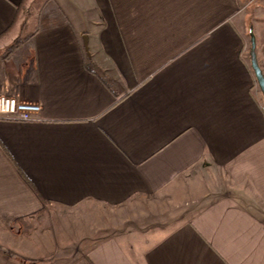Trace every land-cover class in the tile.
Instances as JSON below:
<instances>
[{"label":"crops","instance_id":"0c3cea01","mask_svg":"<svg viewBox=\"0 0 264 264\" xmlns=\"http://www.w3.org/2000/svg\"><path fill=\"white\" fill-rule=\"evenodd\" d=\"M248 1L0 0V93L41 106L0 119V227L81 209L101 219L66 264H264ZM23 251L0 264H37Z\"/></svg>","mask_w":264,"mask_h":264},{"label":"rangeland","instance_id":"374dc122","mask_svg":"<svg viewBox=\"0 0 264 264\" xmlns=\"http://www.w3.org/2000/svg\"><path fill=\"white\" fill-rule=\"evenodd\" d=\"M260 3L261 2H258L257 5H261ZM253 9L254 6L248 11L249 15H252L250 16L251 18L248 22L250 33L251 31L254 33L253 24L255 22L254 20L256 15L252 14ZM38 13L39 12H36L34 14V18L39 17ZM30 14L31 13L29 11V17L31 16ZM34 20L35 19H33L31 22ZM260 21L264 22L263 20ZM36 25L37 21H35V23L33 22L29 27L27 26L28 28H26V30L21 35L22 41H24L23 37H26L27 33L32 31L33 27ZM248 43L249 49L251 48V34ZM6 53L9 52L5 51V54ZM92 212L93 211L81 209H57L52 207L48 208V210H46L44 213L38 215V217H36L34 220L29 221L22 226L15 227L13 232H9L6 229L0 227V246H2L0 249L7 255L12 252L20 255L24 252V248H29L36 258H38L33 260L34 263L66 264L82 250L81 243L84 235L86 234L84 232H86V230H96V228H94L96 222L98 221L96 220V215L99 216L100 220V215L102 213ZM118 214L122 219V226L131 224V221H125L130 218V214H127V212L123 213V210H121ZM88 218L91 222L86 221ZM10 238H12V241H15L16 244L17 242L20 243L19 246L15 247V250L12 249V247H10L11 250L7 247H4L8 245L10 246V242L8 243L6 241L7 244L4 243V240H9ZM28 240L32 241L29 243Z\"/></svg>","mask_w":264,"mask_h":264},{"label":"built area","instance_id":"2783aa9c","mask_svg":"<svg viewBox=\"0 0 264 264\" xmlns=\"http://www.w3.org/2000/svg\"><path fill=\"white\" fill-rule=\"evenodd\" d=\"M256 95H262L256 86ZM41 112V106L20 102L16 97L0 93V119L30 122Z\"/></svg>","mask_w":264,"mask_h":264},{"label":"water","instance_id":"95a60500","mask_svg":"<svg viewBox=\"0 0 264 264\" xmlns=\"http://www.w3.org/2000/svg\"><path fill=\"white\" fill-rule=\"evenodd\" d=\"M251 69L253 71L256 83L264 98V72L259 64L257 56V43L254 33L251 31Z\"/></svg>","mask_w":264,"mask_h":264},{"label":"trees","instance_id":"16d2710c","mask_svg":"<svg viewBox=\"0 0 264 264\" xmlns=\"http://www.w3.org/2000/svg\"><path fill=\"white\" fill-rule=\"evenodd\" d=\"M19 42H22V40L16 41L15 44H18ZM15 44L8 50L9 52L16 46Z\"/></svg>","mask_w":264,"mask_h":264}]
</instances>
